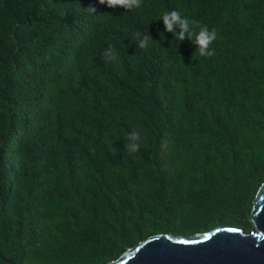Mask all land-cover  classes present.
Instances as JSON below:
<instances>
[{
    "label": "trees",
    "instance_id": "16d2710c",
    "mask_svg": "<svg viewBox=\"0 0 264 264\" xmlns=\"http://www.w3.org/2000/svg\"><path fill=\"white\" fill-rule=\"evenodd\" d=\"M172 10L216 29L213 57L165 31ZM263 183L264 0H0V264L250 231Z\"/></svg>",
    "mask_w": 264,
    "mask_h": 264
},
{
    "label": "water",
    "instance_id": "95a60500",
    "mask_svg": "<svg viewBox=\"0 0 264 264\" xmlns=\"http://www.w3.org/2000/svg\"><path fill=\"white\" fill-rule=\"evenodd\" d=\"M250 219L253 229L248 232L225 226L190 237L154 235L109 264H264V183Z\"/></svg>",
    "mask_w": 264,
    "mask_h": 264
},
{
    "label": "clouds",
    "instance_id": "9594fccd",
    "mask_svg": "<svg viewBox=\"0 0 264 264\" xmlns=\"http://www.w3.org/2000/svg\"><path fill=\"white\" fill-rule=\"evenodd\" d=\"M99 3L107 4L110 8L120 7L126 11H134L142 6L143 0H99ZM87 10H91L93 13L95 12V9L91 7ZM160 20H163L165 31L173 33V37L176 40H184V33L188 32L189 38L193 39L198 45L197 52L201 57L210 58L215 55V51L210 47L217 39V31L215 28L209 30L206 25H203L199 21L189 20L187 17L182 18L180 12L176 10L163 12ZM177 26L180 28L179 33L176 32ZM141 35L140 32H136L134 34V39L138 41L139 48L146 49L149 45V41H152V39L148 33L143 35V39H140ZM109 49L114 52L111 45L109 46ZM109 59L114 60L116 57L115 55H112ZM139 139L140 134L136 131H133L128 135L130 143L126 146V149L129 154L135 153L139 150L140 145L133 142Z\"/></svg>",
    "mask_w": 264,
    "mask_h": 264
},
{
    "label": "rangeland",
    "instance_id": "374dc122",
    "mask_svg": "<svg viewBox=\"0 0 264 264\" xmlns=\"http://www.w3.org/2000/svg\"><path fill=\"white\" fill-rule=\"evenodd\" d=\"M243 231L248 232V231H246V230H243Z\"/></svg>",
    "mask_w": 264,
    "mask_h": 264
},
{
    "label": "snow or ice",
    "instance_id": "6c2138e0",
    "mask_svg": "<svg viewBox=\"0 0 264 264\" xmlns=\"http://www.w3.org/2000/svg\"><path fill=\"white\" fill-rule=\"evenodd\" d=\"M205 239H207V237Z\"/></svg>",
    "mask_w": 264,
    "mask_h": 264
}]
</instances>
